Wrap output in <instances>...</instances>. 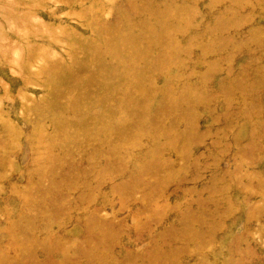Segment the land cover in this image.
<instances>
[{
    "label": "rangeland",
    "instance_id": "rangeland-1",
    "mask_svg": "<svg viewBox=\"0 0 264 264\" xmlns=\"http://www.w3.org/2000/svg\"><path fill=\"white\" fill-rule=\"evenodd\" d=\"M31 261L264 264V0H0V264Z\"/></svg>",
    "mask_w": 264,
    "mask_h": 264
},
{
    "label": "bare ground",
    "instance_id": "bare-ground-1",
    "mask_svg": "<svg viewBox=\"0 0 264 264\" xmlns=\"http://www.w3.org/2000/svg\"><path fill=\"white\" fill-rule=\"evenodd\" d=\"M144 33H145V32H144ZM109 34H110V33H109ZM140 35H141V34H140ZM121 36H122V35H121ZM123 36H124V35H123ZM123 38H124V37H123ZM123 38H122V40H123ZM142 38L145 39L146 37H145V38L142 37ZM138 41H139V40H138ZM147 41H148V40H147ZM139 42H141V41H139ZM122 43H123V42H122ZM138 44H140V43H138ZM138 44H137V45H138ZM127 45H128V44H127ZM138 46H139V45H138ZM134 47H135V45H134ZM137 48H138V47H137ZM126 50H127V49H126ZM140 50H141V49H140ZM120 51H121V50H120ZM141 51H142V50H141ZM141 51H140V52H141ZM143 51H144V50H143ZM146 51H147V49H146ZM122 52H123V51H122ZM132 52H133V51L129 52V54H130V53H131V54L134 53V52H133V53H132ZM123 54H124V53H123ZM141 54H143V53L141 52ZM144 54H145V53H144ZM144 54H143V55H144ZM127 55H128V54H127ZM133 55H135V54H133ZM145 55H147V54H145ZM145 55H144L143 57H145ZM130 56H132V55H130ZM136 56H139V55H136ZM127 57H128V56H127ZM146 57H149V56H146ZM146 57H145V58H146ZM135 58H136V57H135ZM138 58H139V57H138ZM141 58H142V57H141ZM152 59H153V58H152ZM138 60H141V59L139 58ZM143 60H144V59H143ZM124 61H125V60H124ZM136 61H137V58H136ZM149 61H151V58H150ZM145 62H146V61H145ZM145 62H144V63H145ZM153 63H154V62H153ZM146 64H147V63H146ZM146 64H144V66H145ZM154 64H155V63H154ZM156 65H157V64H156ZM140 66H141V65H140ZM150 67H151V66H150ZM150 67H149V68H150ZM121 68H122V66H121ZM136 68H137V67H136ZM138 68H139V67H138ZM118 69H119V68H118ZM154 69H155V68H154ZM134 70H135V69H134ZM119 71H120V70H119ZM139 71H140V70H139ZM141 72H142V70H141ZM141 74H142V73H141ZM141 74H140L139 76H141ZM136 76H137V75H136ZM140 79H143V77L141 76ZM130 80H131V79H130ZM130 80H129V82H130ZM127 82H128V80H127ZM121 83H122V82H121ZM125 83H126V82H125ZM127 84H129V83H127ZM127 84H126V85H127ZM128 86H129V85H128ZM126 87H127V86H126ZM20 221H21V220H20ZM28 221H29V219H28ZM29 222H30V221H29ZM27 223H28V222H27ZM21 224H22V223H21ZM29 224H30V223H29ZM13 233H14V231H13ZM16 244H17V242H16ZM18 246H19V245H18ZM18 246H17V248L19 249ZM18 249H17V250H18ZM91 253H92V251L89 250V249L86 250V252H85V254H86L88 257H89V256L91 257L90 259H93V258H94V255L91 254ZM17 254H18V252H17ZM29 254H30V253H29ZM87 256H86V257H87ZM48 257H49V256H48ZM22 258H23V257H22ZM1 259H2V258H1ZM25 259H26V258H25ZM31 260H32V259H31ZM93 260H94V259H93ZM21 261H23V259H21ZM47 261H51V259L49 260V258H48ZM13 262H14V261H13ZM32 263H33V264H35V263L38 264L36 261H35V263L31 261V264H32ZM45 263H46V262H45ZM54 263H55V262H53V264H54ZM76 263H77L76 261H72V264H76ZM14 264H16V263H14ZM17 264H19V263H17ZM21 264H22V262H21ZM27 264H28V263H27ZM47 264H48V263H47ZM49 264H50V263H49ZM68 264H69V263H68Z\"/></svg>",
    "mask_w": 264,
    "mask_h": 264
}]
</instances>
